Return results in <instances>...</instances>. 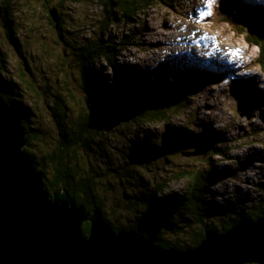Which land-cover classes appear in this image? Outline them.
<instances>
[{"label": "rangeland", "instance_id": "obj_1", "mask_svg": "<svg viewBox=\"0 0 264 264\" xmlns=\"http://www.w3.org/2000/svg\"><path fill=\"white\" fill-rule=\"evenodd\" d=\"M5 1L0 0V4ZM11 1L18 40L16 44L9 37L0 18V51L6 53L8 66V73L2 74L1 81L10 92L5 94L12 97V103L19 107L20 102L27 107L28 110L19 108L24 111L28 124L39 131V138L32 139L29 146L42 158L58 143L50 115L54 93L65 96L75 114L86 107L78 61L68 44L73 37H93L102 30L107 18L105 0L67 5V16H76L71 21L75 31L67 36L69 43L60 42L51 22L52 4L44 0ZM227 1H235L242 21L248 23L247 28L264 25V0ZM222 3L223 0H213L211 4L208 0L159 1L135 15L131 22H121L120 18V22L107 20L106 37L114 34L120 40L125 34L132 40L117 57L123 71L128 67L141 84L153 85L154 89H148L150 93L160 94L159 88L169 92L183 87L189 94L180 99L181 110L168 115L169 123H147L130 130L121 122L107 126L102 131L103 138L108 136L104 150L107 152L99 157L104 164L105 159L111 158L114 167L124 165L123 171L131 167L138 169L136 172L142 178L136 174L140 180L134 181L137 186L140 181L146 183L140 185L139 192L164 180L167 182L165 193L183 194L187 181L177 178L176 174L185 169L207 173L204 180L213 177L208 201L233 208L232 216L238 215L240 206L246 210H255L261 205L259 210L264 208V69L256 63L260 55L258 46L250 45L245 35L238 34L228 23L214 22ZM106 70L116 77L110 67ZM15 93L23 96L20 98ZM167 107L163 109L174 108L170 103ZM167 125L172 129L189 125L197 135L203 136L205 145L200 153L197 156L179 153L172 160L159 159L156 164L145 158L137 162L129 157L132 162L128 166L124 151L131 152L132 148H128L131 140L137 138L140 143L160 148ZM111 174L114 173L108 175ZM108 177L111 181L104 182L105 191L101 193L104 208L116 224H121L116 219L121 213H114L112 209L116 208L113 202L123 188L117 176ZM124 217L131 225L132 217L131 221ZM213 218L208 224H220L218 217Z\"/></svg>", "mask_w": 264, "mask_h": 264}, {"label": "trees", "instance_id": "obj_2", "mask_svg": "<svg viewBox=\"0 0 264 264\" xmlns=\"http://www.w3.org/2000/svg\"><path fill=\"white\" fill-rule=\"evenodd\" d=\"M44 1L48 5L52 4L50 11L56 9L58 12V26L53 19L51 22L56 27L60 42L69 43L67 36H71V32L75 31L72 29L71 21L76 16L74 18L70 15L67 16V5L90 2V0ZM91 1L100 3V0ZM159 1L170 2V0H105L103 6L107 11V18H105L106 21L105 19L103 21L102 30L95 33L93 37H91L92 35L81 38L73 37V40L68 44V49L74 51L72 53L78 61L79 81L83 88L86 107L75 114L67 103L66 97L54 93L50 115L57 131L58 143L42 158L38 157L29 145L26 149L36 158L40 169L45 173L47 186L52 193L67 191L88 211L101 210L105 220L117 232L127 230L136 231L145 236L153 234L158 238L160 245L184 250L200 245L208 229L223 233L240 222L257 221L264 215V208L259 210L261 205L255 210H246L240 206L243 211H240L239 207L238 215L231 216L234 213L233 208L210 202L207 199L213 177L204 180L207 173L204 174L202 171L193 169H185L176 174L177 178L187 181V190L183 194L165 193L167 187L165 183L167 182L164 180V183L154 184L151 189L147 188V190L139 192L140 185L143 186L146 183L143 180L137 186L138 184L134 181H139V178H142V174L136 172L138 169L131 167L123 171L126 167H123L124 165L123 169L114 167L115 164L111 158L105 159L106 164L100 159L99 156L106 155L107 152L104 150L107 146L108 136L106 139L103 138L102 132L107 126L121 122L124 128L130 130L147 123H169L168 115L177 114L183 106L180 99L189 94L188 89L183 87H175L169 92L159 88L160 94L150 93L148 89H154L153 85L141 84L138 79L136 80V73L128 71V67H125L126 69L123 71L118 65L119 53L132 44L129 36L123 34L120 40L115 39L114 34L105 36L107 34L105 26L108 25V21L131 22L135 15L144 12L149 5ZM224 1L217 9L214 22L216 24L228 23L238 34H244L250 45L258 46L260 55L256 63L264 69V25L247 28L248 23L242 21L243 19L239 15L240 10L237 5H234L235 1ZM12 4L11 0L0 4V18L8 30L9 37L17 44L16 23L12 19L14 15L11 12ZM118 12L121 16L118 15ZM109 67L114 71L116 77H112L108 73L106 69ZM7 68L6 53L0 51V91L6 102L21 118L31 145L32 139L39 138V131L28 124L23 116L24 111L19 108L28 110L27 107L20 102L17 107L12 103V97L5 94H10V92L3 87L1 78L2 74L8 73ZM28 87L30 88V86ZM15 96L21 98L23 95L15 93ZM16 99L19 100V98ZM169 103L174 106L172 111L164 110L165 106V109H168ZM166 127L164 144L160 148L154 144L140 143L137 138L131 140V145L128 146V148H132L131 152L123 149L126 155L122 153L128 160V166H131L132 160L140 162L139 158H145L149 163L156 164L159 159H171L179 153L201 150L205 145L203 136L197 135L189 125L177 129H172L169 125ZM129 157L132 159L131 162ZM112 172L119 176L108 175ZM136 174L138 176L140 174L139 178H136ZM108 176L111 178L117 176L119 184L123 188L120 197L113 202L116 208L112 209L114 213H121L116 216V219L122 222L121 224H116L104 208V198L101 193L105 191L104 182L106 184L107 180L111 181ZM124 214L130 221L132 217L131 225L125 221ZM215 216L219 218L220 224H208V221H213ZM83 229L84 233L88 235L90 223H85ZM184 237H186V241Z\"/></svg>", "mask_w": 264, "mask_h": 264}, {"label": "water", "instance_id": "obj_3", "mask_svg": "<svg viewBox=\"0 0 264 264\" xmlns=\"http://www.w3.org/2000/svg\"><path fill=\"white\" fill-rule=\"evenodd\" d=\"M51 17L58 26L56 9ZM28 145L0 91V264H264V215L223 233L208 229L197 247L167 248L153 234L117 232L101 210L88 211L67 191L52 193Z\"/></svg>", "mask_w": 264, "mask_h": 264}, {"label": "snow or ice", "instance_id": "obj_4", "mask_svg": "<svg viewBox=\"0 0 264 264\" xmlns=\"http://www.w3.org/2000/svg\"><path fill=\"white\" fill-rule=\"evenodd\" d=\"M213 2V0H208V3L211 4Z\"/></svg>", "mask_w": 264, "mask_h": 264}, {"label": "bare ground", "instance_id": "obj_5", "mask_svg": "<svg viewBox=\"0 0 264 264\" xmlns=\"http://www.w3.org/2000/svg\"><path fill=\"white\" fill-rule=\"evenodd\" d=\"M225 2V1H224ZM234 2V1H233ZM219 6H220V4H219ZM4 97V96H3ZM6 101V100H5ZM8 104V103H7ZM9 105V104H8ZM10 106V105H9ZM11 107V106H10Z\"/></svg>", "mask_w": 264, "mask_h": 264}]
</instances>
